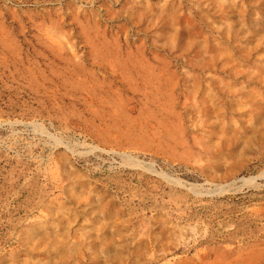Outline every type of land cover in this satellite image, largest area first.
<instances>
[{
    "label": "rangeland",
    "instance_id": "obj_1",
    "mask_svg": "<svg viewBox=\"0 0 264 264\" xmlns=\"http://www.w3.org/2000/svg\"><path fill=\"white\" fill-rule=\"evenodd\" d=\"M0 264H264V0H0Z\"/></svg>",
    "mask_w": 264,
    "mask_h": 264
}]
</instances>
